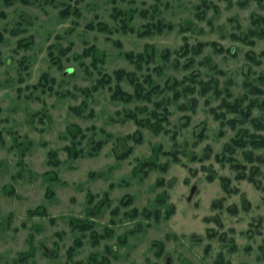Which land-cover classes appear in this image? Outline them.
<instances>
[{
	"label": "rangeland",
	"instance_id": "rangeland-1",
	"mask_svg": "<svg viewBox=\"0 0 264 264\" xmlns=\"http://www.w3.org/2000/svg\"><path fill=\"white\" fill-rule=\"evenodd\" d=\"M259 18V0H0V264H264ZM118 70L160 89L114 100L136 93Z\"/></svg>",
	"mask_w": 264,
	"mask_h": 264
},
{
	"label": "trees",
	"instance_id": "trees-1",
	"mask_svg": "<svg viewBox=\"0 0 264 264\" xmlns=\"http://www.w3.org/2000/svg\"><path fill=\"white\" fill-rule=\"evenodd\" d=\"M259 2H260V4L262 5V6H264L263 5V2H264V0H259ZM260 22H264V18H259V19H256V20H254V23L255 24H258V23H260ZM251 34H253V35H256V36H258L259 38H261V39H264V31H253L252 30V33ZM144 57L143 56H138V57H135L134 55H132V54H130L129 55V59L134 63V64H136V66L138 67V69H141L142 68V64L140 63V61L142 62V59H143ZM109 76H105V78H107V79H105V82H107L108 84L110 83V77L108 78ZM115 77L117 78V80L118 81H122V80H124V79H128V81L130 82V84H132L134 87H135V95H132V94H128V93H125L124 91H122V89L119 87V85L117 86V89L114 91V93H113V99L114 100H122V101H125V102H129V101H131V100H133V98H134V96L135 97H137L139 100H141V99H144L146 96L147 97H149L150 96V94L151 93H156L159 89H160V87L159 86H155V87H153L152 89H151V93H147V94H145V89H144V87H143V85H142V83H140L136 78H135V75L133 74V73H127L125 70H118V71H116L115 72ZM150 80V77H147V80H146V83L148 84V85H152L151 84V82L149 81ZM102 82V81H101ZM153 90H155V91H153ZM145 96V97H144ZM180 95H178L177 96V94H176V99L179 97ZM231 110H235L236 111V107L234 106V105H231ZM158 119H163L164 120V116L163 115H155ZM129 117L130 118H132V119H134V120H136V122H137V124L139 125V126H142V127H144V126H146L145 125V123L142 121H140L139 119H137V116H134L133 114H130L129 115ZM147 123V122H146ZM152 129H153V131L154 132H156V133H158L159 131H161L162 130V127L161 126H157L155 129L153 128V126L151 127ZM245 142H243V141H241V140H235L234 141V145L235 146H233V144L231 145H229V146H227L226 148H225V151L226 152H229V153H232V152H234V150H235V148H237V147H245ZM254 146H256V145H261L262 144V146L264 145V141H261L260 143H252ZM69 150H71V148H69ZM101 150V143L99 144V143H97V144H95V146L92 148V150L90 151V156H93V155H95L96 153H98L99 151ZM80 152L79 151H77V153H76V156H80ZM247 155L249 156V158H251V156H253V153H247ZM232 158V157H231ZM259 159V158H258ZM231 160H233V161H235L234 159H231ZM251 160H253V159H251ZM233 166H234V168L235 169H237V170H240V169H244L245 168V166L244 165H242L241 163H233ZM259 172V168H256V167H252L251 168V176L250 177H246V175L245 174H243V173H240V175H239V178L240 179H248L251 183H254L255 185H256V187L257 188H261V186H260V184H259V182L258 181H256L255 179H254V173L255 174H257ZM223 181H224V183L225 184H227V182L229 181V179H226V178H224L223 179Z\"/></svg>",
	"mask_w": 264,
	"mask_h": 264
}]
</instances>
